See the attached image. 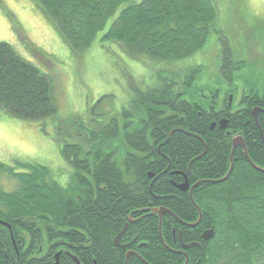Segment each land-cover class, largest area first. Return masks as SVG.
<instances>
[{
    "label": "trees",
    "instance_id": "16d2710c",
    "mask_svg": "<svg viewBox=\"0 0 264 264\" xmlns=\"http://www.w3.org/2000/svg\"><path fill=\"white\" fill-rule=\"evenodd\" d=\"M33 1L74 54L90 48L121 5L100 41L117 44L130 58L177 62L202 51L215 31L212 0ZM215 65L212 84L202 80L201 66L179 82L160 76L154 86L133 89L115 117L96 113L90 126L78 122L86 141L60 149L74 171L66 185L39 164L0 162V176L16 183L10 192L0 187V264H11L10 258L54 264L66 244L82 264H124L128 251L135 256L125 264H184L186 258L187 264H264V113L258 126L251 115L254 108L264 110V69L254 77L244 73L248 67L227 46ZM237 83L239 110L234 103L228 107ZM50 93V77L0 42V111L23 121L57 122ZM223 119L226 129L219 130ZM233 132L256 169L242 149L232 151ZM230 156L228 179L213 183L227 174ZM181 174L190 186L199 183L194 204L176 187ZM197 208L199 224L187 227L198 220ZM153 209L168 211L160 226ZM125 224L119 244L135 242L118 249L113 241ZM210 229L213 238L205 242L201 234ZM179 237L200 248L182 250Z\"/></svg>",
    "mask_w": 264,
    "mask_h": 264
},
{
    "label": "rangeland",
    "instance_id": "374dc122",
    "mask_svg": "<svg viewBox=\"0 0 264 264\" xmlns=\"http://www.w3.org/2000/svg\"><path fill=\"white\" fill-rule=\"evenodd\" d=\"M212 1L216 8L215 31L202 51L164 64L143 57L130 58L117 44L100 41L126 5L107 21L90 48L74 54L33 0H0V42L9 44L18 56L50 77V94L57 110V122L23 121L0 111V162L39 164L48 168L60 185H66L74 171L62 158L61 147L80 141L83 144L86 139L79 126H90V117L96 113L115 117L133 89L154 86L160 76L174 77L179 82L197 66L204 70L202 80L207 78L212 84L217 56L224 46L235 60L248 67L244 73L250 71L256 76L264 69V0ZM237 86L232 103L238 102L242 84ZM15 186L14 181L0 176L4 191L10 192Z\"/></svg>",
    "mask_w": 264,
    "mask_h": 264
},
{
    "label": "water",
    "instance_id": "95a60500",
    "mask_svg": "<svg viewBox=\"0 0 264 264\" xmlns=\"http://www.w3.org/2000/svg\"><path fill=\"white\" fill-rule=\"evenodd\" d=\"M231 98H232V97L229 96V104L231 103ZM258 112H259V111L256 110V109L253 110V112H252L253 116L256 117V114H257ZM214 126H215V124H211V127H210V128L212 129ZM218 128H219L220 130H224V129L226 128V121H225V120H221V121H219V123H218ZM236 147H242V149L244 150V154H245V156H246L245 146H244L243 141H242V139H241L240 137H234V138L232 139V150H234ZM246 158H247V156H246ZM247 161H248V163H249L253 168L256 169V167H254V165L250 162V160H249L248 158H247ZM232 168H233V167H232L231 156H230V168H229L227 174H226L222 179H220V180H218V181H213V183L218 184V183H222V182H224L225 180H227L228 177H229V175H230L231 172H232ZM148 177L151 178V177H152V174H149ZM155 179H156V178H155ZM155 179H153V181H154ZM197 184H199V183H197ZM197 184H195V185H193L191 188H189V184H188L187 178L184 176V181H183L180 185H178V186H176V187H177V189H178L179 191H181V192H186V191L189 190V192H188V197H189L191 203L194 204V202H193V200H192V190H193V188H194ZM197 211H198V213H199L198 220H197L196 223H194V224H188L187 227H195V226H197V225L199 224L200 219H201V214H200V210H199L198 208H197ZM165 213H168V211H166L165 209H153V210L151 211V214H157V215H158L159 226H160V224H161V219H162V217H163V215H164ZM128 223H131V220H129ZM0 224H1V222H0ZM127 226H128V224H125L123 230L121 231V233H120V234L114 239V241H113L114 246L119 247V240H120L121 236L125 233V231H126V229H127ZM213 235H214L213 230L210 229V230H206V231H204V232L201 234V238H202L203 241L208 242L209 240H211V239L213 238ZM160 241H161V243H163V241H162V239H161V236H160ZM179 242H180V245H181L182 250H184V251H185V250H188V249H190V248H192V247L200 248V245L197 244V243L183 244V242H182V240H181L180 237H179ZM122 248H123V247H122ZM132 254H133V253H128V254L126 255V260H127ZM125 263H126V261H125ZM125 263H124V264H125ZM184 264H187V258H186Z\"/></svg>",
    "mask_w": 264,
    "mask_h": 264
},
{
    "label": "flooded vegetation",
    "instance_id": "af4514ba",
    "mask_svg": "<svg viewBox=\"0 0 264 264\" xmlns=\"http://www.w3.org/2000/svg\"><path fill=\"white\" fill-rule=\"evenodd\" d=\"M239 95V98H238V102L237 103H234V105H236L237 106V108H236V110H239V108L240 107H242L241 106V102H242V98H241V94H238ZM229 96H231L232 97V94L231 95H228V107H231V105L233 104L232 103V98H231V103L229 104ZM258 110L259 112L256 114V117H254L253 116V114H252V112H253V110ZM260 113H264V110H262V109H260V108H254V109H252V111H251V115H252V118H253V121H254V123L258 126V123H257V117H258V115L260 114ZM224 120V119H223ZM226 121V120H225ZM213 124H215V123H213ZM249 124V122H247V124L246 125H248ZM215 126H216V124H215ZM214 126V127H215ZM213 127V128H214ZM217 127H218V124H217ZM212 128V129H213ZM211 129V128H210ZM211 129V130H212ZM219 129V128H218ZM226 129V128H225ZM224 129V130H225ZM258 129H259V132H260V128L258 127ZM220 130V129H219ZM231 132H226V135H229ZM261 133V132H260ZM234 137H240L241 139H242V137L241 136H239L238 134H236V133H232V135H231V147H232V139L234 138ZM262 138V137H261ZM242 141H243V139H242ZM243 144H244V141H243ZM244 146H245V144H244ZM159 148H160V145L157 147V150H159ZM242 149V147H236L235 149ZM234 149V150H235ZM233 151V150H232ZM231 151V152H232ZM242 151H243V153H244V150L242 149ZM245 152H246V147H245ZM244 156H245V154H244ZM246 156H247V153H246ZM245 156V157H246ZM247 158H248V156H247ZM246 158V159H247ZM261 171H263L264 172V169H260ZM181 176H182V178H183V181H184V175L183 174H181ZM186 177V176H185ZM187 178V177H186ZM156 180V179H155ZM188 181V180H187ZM189 184V183H188ZM178 186V185H177ZM193 186V185H192ZM192 186H190L189 185V188H191ZM194 189V188H193ZM186 192H189V190L188 191H186ZM9 229V228H8ZM9 232H10V230H9ZM10 237H11V242H12V244H13V248H14V251H15V255L18 257V249H17V246H16V244H15V242L13 241V239H12V235H11V232H10ZM133 242H135V239L133 240V241H131V242H129V243H127L125 246L123 245H120L119 244V247H116V248H118V249H125L126 247H128L130 244H132ZM69 245L68 244H66V245H64V246H62L61 247V249H60V251L58 252V253H56V255H55V261H54V264H82L81 263V260H79L76 256H74L72 253H71V250H70V248L68 247ZM123 247V248H122ZM5 252V251H4ZM128 253H133L130 257H132V256H135V254H134V252H132V251H128L127 253H126V255L128 254ZM7 257V255H6V252L4 253V258H6ZM129 257V258H130ZM128 258V259H129ZM9 261H10V263L11 264H14V262H13V260H12V258H10L9 259ZM125 261H126V257H125ZM49 262H47V264H48Z\"/></svg>",
    "mask_w": 264,
    "mask_h": 264
}]
</instances>
